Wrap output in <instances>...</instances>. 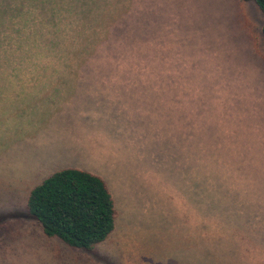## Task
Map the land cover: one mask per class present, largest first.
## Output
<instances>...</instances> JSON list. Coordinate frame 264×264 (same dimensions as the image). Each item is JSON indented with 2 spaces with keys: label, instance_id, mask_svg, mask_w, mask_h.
Listing matches in <instances>:
<instances>
[{
  "label": "rangeland",
  "instance_id": "1",
  "mask_svg": "<svg viewBox=\"0 0 264 264\" xmlns=\"http://www.w3.org/2000/svg\"><path fill=\"white\" fill-rule=\"evenodd\" d=\"M38 1L10 48L5 27L22 25L26 0H0V264H264L254 5ZM37 67L78 73L47 80ZM68 166L101 176L112 198L113 229L90 250L45 237L25 210Z\"/></svg>",
  "mask_w": 264,
  "mask_h": 264
},
{
  "label": "trees",
  "instance_id": "2",
  "mask_svg": "<svg viewBox=\"0 0 264 264\" xmlns=\"http://www.w3.org/2000/svg\"><path fill=\"white\" fill-rule=\"evenodd\" d=\"M239 1L254 5L260 15L261 48L264 53V0ZM36 3L39 1L26 0V15L22 25L14 23L5 27L8 36L5 39H10V48L19 46L20 41L25 43L21 35L26 28L36 24ZM10 35L18 37L10 38ZM33 45L42 46L44 53H47L55 43L40 40L33 41ZM11 51L7 53L9 61L12 59ZM5 62L8 64V60ZM81 62L79 59L77 64ZM70 63L67 66H80ZM25 210L45 237L56 238L64 245L79 250H90L106 239L113 229L115 213L111 195L103 179L74 167L56 170L34 185L26 196Z\"/></svg>",
  "mask_w": 264,
  "mask_h": 264
},
{
  "label": "crops",
  "instance_id": "3",
  "mask_svg": "<svg viewBox=\"0 0 264 264\" xmlns=\"http://www.w3.org/2000/svg\"><path fill=\"white\" fill-rule=\"evenodd\" d=\"M37 68H43L45 70L46 74H54L53 77H50L47 80H54V77L56 74H58L60 76H64L65 74L78 73V72H72L75 68H78V67H63V68H59V67H37ZM85 68L95 69L96 67H85ZM116 68L120 69V67H116ZM55 79L58 81V80H68L69 78H67V77H55ZM63 168H65V167H63ZM74 168H77V167H74Z\"/></svg>",
  "mask_w": 264,
  "mask_h": 264
}]
</instances>
